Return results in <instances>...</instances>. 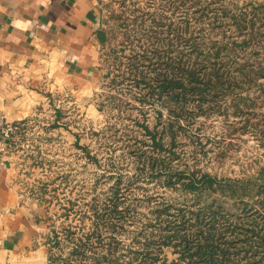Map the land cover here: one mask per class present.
I'll use <instances>...</instances> for the list:
<instances>
[{"label": "rangeland", "instance_id": "rangeland-1", "mask_svg": "<svg viewBox=\"0 0 264 264\" xmlns=\"http://www.w3.org/2000/svg\"><path fill=\"white\" fill-rule=\"evenodd\" d=\"M98 1L106 39L104 43L97 40V71L91 85L76 93L55 94L52 106L25 120L5 151L13 164L12 182L40 211L44 239L50 241L56 235L58 240L49 250L50 264H78L71 252L72 241L91 230L94 221L100 222L94 203L101 204L118 173L121 181L133 180L123 192L130 210L127 228L118 236L119 260L132 254V236L148 231L155 207L168 205L173 211L194 199V193L180 182L167 186L155 177L135 176L134 160L124 152L125 132L140 134L136 121L152 126L156 120L154 109L139 102L137 88L124 78L125 56L138 43L127 38L135 24H141L140 31H157L154 47L160 50L174 31L182 32L179 35L188 43L203 46L226 41L232 51L221 59L232 57L241 69L249 70L248 80L236 76L234 91L238 93L230 92L233 97H222L220 107L197 115L192 123H182L172 143L171 172L178 176L189 167L215 175L231 188L204 191L201 205H221L240 223L263 221L264 0ZM247 12L254 13L253 26L240 32L236 21ZM125 21L127 25L122 26ZM112 78L121 82H110ZM172 117L164 110L161 120ZM250 241L248 236L232 242V264H264V239L247 245ZM96 251L104 249L97 245ZM160 256L170 262L178 252L164 246ZM91 262L86 258L85 264Z\"/></svg>", "mask_w": 264, "mask_h": 264}, {"label": "trees", "instance_id": "trees-1", "mask_svg": "<svg viewBox=\"0 0 264 264\" xmlns=\"http://www.w3.org/2000/svg\"><path fill=\"white\" fill-rule=\"evenodd\" d=\"M252 15L247 12L236 21L240 32L253 26ZM126 25L125 21L122 26ZM131 29L133 32L127 34V38L131 37L138 43L125 56L127 71L124 78L131 83V87L137 88L139 102L154 109L156 120L152 126L145 120L141 123L136 121V125L141 127L140 134L125 132L124 152L134 160L135 176L155 177L167 186H176L180 182L194 193V199L174 207L173 211L168 205L155 207L154 220L147 222L148 231L136 232L132 236V254L125 261L119 260L116 255L118 236L127 228L130 210L123 192L133 180L121 181L122 175L118 173L101 204L94 203L93 212L100 222L94 221L91 230L83 236L74 237L71 252L78 264H85L86 258L88 262L92 260L91 264H232L235 261L231 256L232 242L248 236L253 242L262 241L264 220L251 219L240 223L235 221L238 216L224 212L221 205H201L204 191L217 190L218 186L222 190L231 187L224 186L215 175L194 168L187 167L188 170H181L176 176L171 172L172 143L182 123L194 122L197 115L220 107L222 97H233L230 92L238 93L234 91L235 78L250 79L249 70L241 69L232 57L221 59L232 51L226 41L220 44L212 41L203 46L202 43H188L179 35L182 32L174 31L172 38H168L171 40L164 43L165 48L160 50L154 47L159 39L157 31H140L141 24H135ZM95 32L97 40L104 43L106 32L101 21ZM144 32L146 35L143 38ZM138 33L141 35L137 36ZM182 41L184 43H180ZM126 47L124 44L123 48ZM110 72L108 70L106 74ZM109 81L121 82L115 78ZM108 97L115 95L108 94ZM139 110L144 116V111ZM164 110L173 117L161 120ZM194 206L196 209H193ZM53 238L49 241L50 248L58 242L56 235ZM97 245L104 251H96ZM164 246H171L178 256L167 262L160 256ZM48 259L52 260L51 256Z\"/></svg>", "mask_w": 264, "mask_h": 264}, {"label": "crops", "instance_id": "crops-1", "mask_svg": "<svg viewBox=\"0 0 264 264\" xmlns=\"http://www.w3.org/2000/svg\"><path fill=\"white\" fill-rule=\"evenodd\" d=\"M98 0H0V110L24 122L58 93L87 90L97 71ZM0 149V264H50L34 201Z\"/></svg>", "mask_w": 264, "mask_h": 264}, {"label": "built area", "instance_id": "built-area-1", "mask_svg": "<svg viewBox=\"0 0 264 264\" xmlns=\"http://www.w3.org/2000/svg\"><path fill=\"white\" fill-rule=\"evenodd\" d=\"M22 125V121L8 119L0 110V149L2 152H5L9 148L10 143L15 139Z\"/></svg>", "mask_w": 264, "mask_h": 264}]
</instances>
